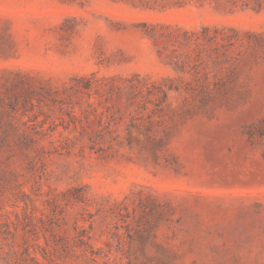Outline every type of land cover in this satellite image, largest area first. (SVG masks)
Masks as SVG:
<instances>
[{"label":"rangeland","instance_id":"1","mask_svg":"<svg viewBox=\"0 0 264 264\" xmlns=\"http://www.w3.org/2000/svg\"><path fill=\"white\" fill-rule=\"evenodd\" d=\"M0 264H264V0H0Z\"/></svg>","mask_w":264,"mask_h":264}]
</instances>
